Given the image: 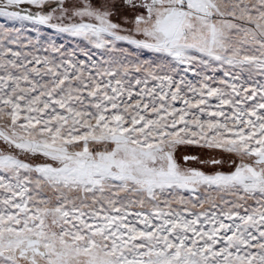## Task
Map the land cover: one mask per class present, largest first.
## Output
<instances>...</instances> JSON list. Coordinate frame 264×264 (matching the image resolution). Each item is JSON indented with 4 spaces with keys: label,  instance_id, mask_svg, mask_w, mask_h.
Here are the masks:
<instances>
[{
    "label": "snow or ice",
    "instance_id": "6c2138e0",
    "mask_svg": "<svg viewBox=\"0 0 264 264\" xmlns=\"http://www.w3.org/2000/svg\"><path fill=\"white\" fill-rule=\"evenodd\" d=\"M0 264H264V0H0Z\"/></svg>",
    "mask_w": 264,
    "mask_h": 264
}]
</instances>
